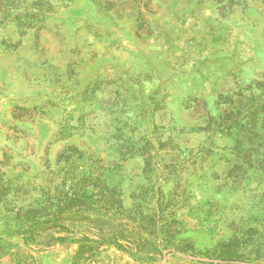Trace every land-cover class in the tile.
Here are the masks:
<instances>
[{
  "label": "rangeland",
  "instance_id": "rangeland-1",
  "mask_svg": "<svg viewBox=\"0 0 264 264\" xmlns=\"http://www.w3.org/2000/svg\"><path fill=\"white\" fill-rule=\"evenodd\" d=\"M0 264H264V0H0Z\"/></svg>",
  "mask_w": 264,
  "mask_h": 264
}]
</instances>
